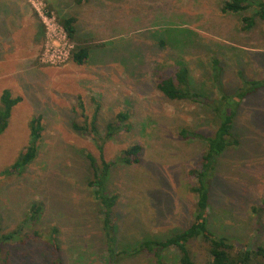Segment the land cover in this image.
Here are the masks:
<instances>
[{
    "label": "rangeland",
    "instance_id": "374dc122",
    "mask_svg": "<svg viewBox=\"0 0 264 264\" xmlns=\"http://www.w3.org/2000/svg\"><path fill=\"white\" fill-rule=\"evenodd\" d=\"M249 1L255 4L236 14L224 9L227 0H90L80 10L82 34L75 38L89 50L88 62L48 66L40 61V25L44 37L45 29L39 11L60 22L64 2L0 0V97L10 90L21 98L0 136L1 234L18 231L20 240H0V264H156L152 254L123 252L192 225V171L201 169L205 139L219 126L216 108L236 112L232 135L239 145L217 159L209 228L238 249L264 247V87L248 93L253 82L264 81V22L256 16V3L264 0ZM243 17L252 20L250 28ZM182 67L190 70V89L201 95L195 101H172L158 90ZM119 113L130 116L131 130L103 140L111 164L107 191L118 196L110 239L89 187L94 174L87 155L100 165V149L74 124L90 127L96 118L104 138ZM38 117L44 130L37 158L6 176ZM136 144L143 148L141 162L119 163ZM35 204L43 208L31 224ZM188 248L196 264L210 263L206 242L195 240ZM161 255L165 264H179L176 250Z\"/></svg>",
    "mask_w": 264,
    "mask_h": 264
},
{
    "label": "trees",
    "instance_id": "16d2710c",
    "mask_svg": "<svg viewBox=\"0 0 264 264\" xmlns=\"http://www.w3.org/2000/svg\"><path fill=\"white\" fill-rule=\"evenodd\" d=\"M89 1L90 0H75V3L82 5ZM254 4L255 2H250L249 0H227L224 9L228 12L238 14L246 11ZM256 6V16L264 22V1L257 2ZM242 21L246 24L244 28H250L253 24L249 17H243ZM60 23L67 31L70 39L74 41L76 33L74 26L75 19H62ZM89 56L90 53L87 48L76 46L71 60L82 66L88 62ZM189 78L190 70L187 67H182L173 77L162 79L158 84V90L166 98L172 101H195L201 95L193 91V88L190 89ZM262 87H264V81L253 82L252 88L249 87L248 89V93ZM245 94L246 92H242L237 96V102H240L245 97ZM222 99L223 103H226V106L232 105L228 101L229 99H226L225 96H223ZM20 101L21 98H14L10 90L3 91L0 97V136L7 130L12 110L20 103ZM215 111L220 120L219 126L213 136L205 139L206 150L202 157L201 169L192 171V175L196 179V184L192 188V192L197 196L196 212L192 225L187 230L177 233L166 240L145 241L139 248L131 252H123V254L130 256H136L142 253L152 254L156 257V264H165L161 251L164 249H174L178 252L179 264H196L191 256L188 244L195 240H201L209 245V255L211 257L209 264H264V247L254 246L251 249H238L237 244L231 239L224 236H217L209 228L211 185L215 176L217 159L228 148L239 145L238 139L232 135L233 120L236 112L228 113L221 108H216ZM129 119L130 116L127 113H119L115 120L107 125L104 138L101 137V134L96 127V118L93 119L90 127L89 125L83 127L74 124L75 131L82 135L92 136V139L97 142L98 148L100 149V165L97 164V160L92 157V155H87L94 174V178L89 182V187L92 189L95 200L98 201L102 207V221L105 229L110 233V239H113L114 207L118 196L110 194L107 191L108 175L111 164L106 162L104 158L103 140L113 139L122 130L130 131L131 125L127 123ZM29 128V144L21 157L11 166L10 170H6V176H9V174H12L13 172L21 173L37 158L39 144L44 130L42 117L34 118L30 122ZM180 134L186 139L189 137V133L186 130H182ZM193 136L198 137V134H194ZM142 152L143 148L141 145H133L122 152V155L118 158V162L126 166L138 165L141 162ZM42 208L43 206L38 204H35L32 207L30 216L28 217L31 224H35L36 221L39 220ZM254 210L260 211L259 208H255ZM261 210H263V208ZM1 232L2 230L0 228V240L4 241V243L20 240L18 231H14L9 235H3ZM57 233L58 231L53 229L51 237L55 238ZM35 234L37 235V233ZM57 243H54V246L58 250L60 246L59 243ZM1 252L2 247L0 246V254ZM58 263L60 264L59 260ZM110 264H112V262H110Z\"/></svg>",
    "mask_w": 264,
    "mask_h": 264
},
{
    "label": "built area",
    "instance_id": "2783aa9c",
    "mask_svg": "<svg viewBox=\"0 0 264 264\" xmlns=\"http://www.w3.org/2000/svg\"><path fill=\"white\" fill-rule=\"evenodd\" d=\"M39 16L45 29L40 56L41 63L48 66H61L67 63L71 59L76 45L54 15L43 10V12L39 11Z\"/></svg>",
    "mask_w": 264,
    "mask_h": 264
},
{
    "label": "crops",
    "instance_id": "0c3cea01",
    "mask_svg": "<svg viewBox=\"0 0 264 264\" xmlns=\"http://www.w3.org/2000/svg\"><path fill=\"white\" fill-rule=\"evenodd\" d=\"M58 1H61V0H58ZM62 2H64V4L62 6L60 5L61 17H63L62 19H67V18H74L75 19L74 26L76 29V33H75V38H76L78 35L82 34V33L78 32V27L80 25L79 21H83L82 16L84 14V12H82L80 10H81V8H83L84 5L88 4L90 1L86 2L82 5L76 4L75 0H68V1L62 0ZM67 3H69V4H67ZM65 4H67V5H65ZM30 14L31 13L29 10L28 15H30ZM79 17H81V20H79ZM35 20H36V22H38L37 19H35ZM29 23H32V19H30ZM38 24H39V22H38ZM40 27H41L42 35L40 36L39 43H38L39 51H40L39 53H41V51H42V44H43V39H44V30H43V27L41 25H40ZM81 28H82V26L80 27V29ZM74 43L76 44V46H79V44H78V42H76V40H74Z\"/></svg>",
    "mask_w": 264,
    "mask_h": 264
}]
</instances>
